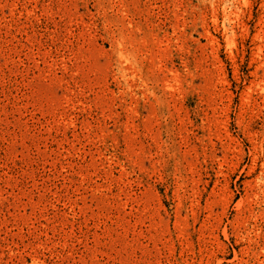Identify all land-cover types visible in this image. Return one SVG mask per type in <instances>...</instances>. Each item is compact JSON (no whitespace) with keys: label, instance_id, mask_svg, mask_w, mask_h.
<instances>
[{"label":"rangeland","instance_id":"1","mask_svg":"<svg viewBox=\"0 0 264 264\" xmlns=\"http://www.w3.org/2000/svg\"><path fill=\"white\" fill-rule=\"evenodd\" d=\"M0 264H264V0H0Z\"/></svg>","mask_w":264,"mask_h":264}]
</instances>
